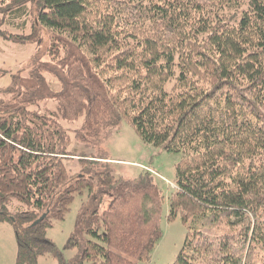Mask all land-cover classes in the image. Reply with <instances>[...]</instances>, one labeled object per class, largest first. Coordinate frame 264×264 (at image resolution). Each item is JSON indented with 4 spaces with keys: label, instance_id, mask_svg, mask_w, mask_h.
Instances as JSON below:
<instances>
[{
    "label": "trees",
    "instance_id": "1",
    "mask_svg": "<svg viewBox=\"0 0 264 264\" xmlns=\"http://www.w3.org/2000/svg\"><path fill=\"white\" fill-rule=\"evenodd\" d=\"M28 4L31 31H9ZM0 37L36 46L0 87V223L13 199L29 206L13 217L16 264L64 262L48 230L85 192L71 264H142L163 237L154 173L118 178L105 156L72 149L63 121L81 120L80 139L126 121L182 155L168 219L188 232L173 264H264V0H0ZM71 160L80 174L60 189Z\"/></svg>",
    "mask_w": 264,
    "mask_h": 264
},
{
    "label": "rangeland",
    "instance_id": "2",
    "mask_svg": "<svg viewBox=\"0 0 264 264\" xmlns=\"http://www.w3.org/2000/svg\"><path fill=\"white\" fill-rule=\"evenodd\" d=\"M23 12L24 14L17 12L11 15L14 18H9L11 20V23L7 26L9 31L21 32L23 26L25 29V25H27L26 30L28 32L31 31L33 18L31 6L28 4ZM19 15L20 17L17 18ZM42 35L44 43L38 55L44 59L50 45V34L46 28H42ZM35 47L32 44H19L0 37V65L2 67L0 69V87L9 85L12 79V72L18 71L19 68L29 71L31 65H28V61L35 53ZM50 82L54 88H60L56 80L51 79ZM171 87L172 83L168 85V89ZM39 106H51V102L42 101ZM81 121H63L64 127L67 128L71 138H73L72 149L90 155L105 156L110 163L105 164V167L99 168L108 169L118 178L134 180L144 169H149L154 173L157 184L162 188L166 196L161 215L163 237L153 250L151 259L142 264H173L184 246L188 232L187 226L182 222L181 217L173 221L168 219L169 197L173 189L177 187V164L181 160L182 155L168 152L155 144L144 143L134 128L126 121L118 128L108 130L98 139L89 141L80 139L75 130L80 127ZM68 165L71 168L72 177L60 189L75 182L80 174L81 164L77 160L69 161ZM87 200L88 192H85L84 195H76V199L66 218L64 220H56L54 226L48 230V238L62 252L64 262H61L58 257L52 254H47L40 257L39 264H71L73 259L81 254L82 248H67L66 245L70 237L77 232L82 207ZM106 205H108V202ZM150 206L149 204L148 207ZM28 209L29 206L27 204L13 199L10 205L13 220L0 223V264H16L18 244L13 217L17 211H26ZM78 236H82L81 242L84 246L86 238L89 237L80 233ZM83 264H91V262L84 261Z\"/></svg>",
    "mask_w": 264,
    "mask_h": 264
},
{
    "label": "water",
    "instance_id": "3",
    "mask_svg": "<svg viewBox=\"0 0 264 264\" xmlns=\"http://www.w3.org/2000/svg\"><path fill=\"white\" fill-rule=\"evenodd\" d=\"M47 215V213H44L38 220H36L33 225L37 224L39 221H41L43 218H45V216Z\"/></svg>",
    "mask_w": 264,
    "mask_h": 264
}]
</instances>
